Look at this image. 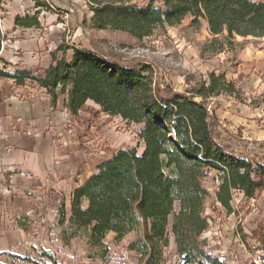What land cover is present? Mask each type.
<instances>
[{"label": "trees", "instance_id": "trees-1", "mask_svg": "<svg viewBox=\"0 0 264 264\" xmlns=\"http://www.w3.org/2000/svg\"><path fill=\"white\" fill-rule=\"evenodd\" d=\"M32 1L39 11L47 8L44 0ZM132 1L85 0L92 28L123 32L140 41L156 29L179 26L190 16L189 27L195 30L201 27L200 19L205 21L212 37L207 43L211 54L234 47L236 37H264L263 1L149 0L146 6ZM39 11L15 16L14 26L39 28ZM1 40L0 32V50ZM66 49L57 48L62 56L52 53L50 65L40 71L19 67L10 72L9 63L0 58V80H13L16 86L33 83L46 91L52 106L68 88L66 108L71 115L77 116L92 101L110 117L143 125L137 137L144 150L140 154L137 148L112 150L111 158L74 189L69 217L62 204L58 211L61 242L68 246L84 236L91 245L103 247L109 233L121 239L137 231L129 250L143 264H163L169 238L182 264H226L202 238L208 229L205 203L211 196L204 179L216 173L214 200L228 213L232 192L246 199L264 193V141L249 143L222 131L204 101L195 97L235 95L234 84L223 74L210 73L206 82L178 92L154 81L155 70L147 63L136 66L87 49ZM70 49L67 60L65 52ZM257 243V250L264 252V235ZM43 255L50 264H58L51 254ZM261 259L264 264V255Z\"/></svg>", "mask_w": 264, "mask_h": 264}, {"label": "rangeland", "instance_id": "rangeland-1", "mask_svg": "<svg viewBox=\"0 0 264 264\" xmlns=\"http://www.w3.org/2000/svg\"><path fill=\"white\" fill-rule=\"evenodd\" d=\"M44 1L47 8L40 11L32 0L1 2V50H4L3 57L7 60L21 58V52L13 49L17 40L14 17L34 16L39 11V29L35 33L43 47L33 48L29 58L36 60L39 66L47 60L51 62L52 53L61 57L62 54L56 52L57 48L76 47L102 56H114L127 63L134 62L136 66L147 63L155 70L154 81L178 92L190 91L206 82L210 73L223 74L228 82L234 84L235 95L222 93L206 100L195 97V100L204 101L208 111L227 134L249 143L264 141V105L261 103L264 77L254 72L246 73L244 71L248 68L239 66L242 49L250 46L257 48L259 41L236 37L234 47L211 54L207 43L212 37L205 21L200 19L201 27L195 30L189 27L190 16L177 27L156 29L150 37L139 41L123 32L93 29L91 13L84 0ZM148 2L134 0L131 4L146 6ZM155 6H161V3L156 2ZM65 55L68 60L71 52L66 51ZM22 62L26 69L30 68L23 59ZM10 65L8 71L17 69H12ZM24 86L36 89L33 83L27 82ZM98 114L95 112L93 116ZM101 115L104 131L97 129L95 131L98 133L90 134L88 141L75 143L74 155L82 156L77 161L91 159L85 167L86 176L97 163L111 155L112 150L121 147L139 150L143 144L142 141L138 142L136 135L142 128L140 124H128L119 117ZM71 172L69 184L73 187L84 170L76 167ZM218 183L215 172H210L204 179V186L211 195L206 200L204 211L208 229L202 234L208 249L221 255L226 264H263L261 255L264 252L257 250V241L260 235H264V193L246 199L242 194L232 192V210L228 213L214 200ZM59 184L53 180L30 178L16 170L0 172V264H50L43 253L51 254L58 264H143L140 256L129 250V245L139 236L137 231L121 239L109 233L103 247L91 245L84 236L72 240L68 246L64 245L60 240L58 211L62 204L66 219L69 217L72 191L67 188L66 182H62L66 185L64 188ZM168 234L170 237V231ZM163 259V264H182L174 250L172 238L163 249Z\"/></svg>", "mask_w": 264, "mask_h": 264}, {"label": "crops", "instance_id": "crops-1", "mask_svg": "<svg viewBox=\"0 0 264 264\" xmlns=\"http://www.w3.org/2000/svg\"><path fill=\"white\" fill-rule=\"evenodd\" d=\"M37 29L39 28L15 27L17 40L13 49L21 52L19 55L21 58L9 61L3 57L4 50L0 51V58L11 64L12 69L25 68L22 65V59L30 65L28 70L45 69L50 65L48 60L40 66L36 60H29L33 48L42 49L43 47L37 38V33H35ZM252 39L260 43L257 48L250 46L242 49L239 66L240 68H248L247 71H244L246 73L254 72L258 76L264 77V37ZM68 51L71 52L72 56V50ZM258 81L261 84L260 79ZM1 95L3 97H0V172L16 170L37 180L48 179L55 183L60 182V187L64 188L67 185V188L73 193L74 189L83 185L96 172V167L100 163L111 158V155H108L107 158L97 163L95 169L86 176L85 167L88 166L91 159H85L84 162L77 161L82 156L76 157L74 155L75 143L88 141L91 137L90 134L98 133L95 130L104 131L105 129L102 125L101 113L104 116L107 114L102 112L101 108L92 101H87L78 111L77 116H73L66 108L68 88L58 96L55 105L52 106L44 89L16 86L13 80L9 79L0 80ZM88 109H93V111L89 112ZM95 112L99 113L96 117L93 116ZM67 124L70 125L67 126ZM107 136L110 138L109 134ZM143 150L144 144L138 153H142ZM76 167H81L84 172L79 182L71 187L69 184L72 180L71 171ZM62 182H66V185H63Z\"/></svg>", "mask_w": 264, "mask_h": 264}, {"label": "built area", "instance_id": "built-area-1", "mask_svg": "<svg viewBox=\"0 0 264 264\" xmlns=\"http://www.w3.org/2000/svg\"><path fill=\"white\" fill-rule=\"evenodd\" d=\"M137 135V134H136ZM137 139H138V142H141L140 140H139V138L137 137Z\"/></svg>", "mask_w": 264, "mask_h": 264}]
</instances>
